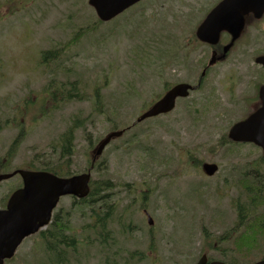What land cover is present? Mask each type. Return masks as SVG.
<instances>
[{
  "label": "rangeland",
  "instance_id": "obj_1",
  "mask_svg": "<svg viewBox=\"0 0 264 264\" xmlns=\"http://www.w3.org/2000/svg\"><path fill=\"white\" fill-rule=\"evenodd\" d=\"M22 1L13 0L15 13H10L8 0H0V159L17 133H24L0 173L25 168L34 154L49 156L75 115L82 128L75 133L71 167L82 172L111 125H130L163 93L164 84L183 79L166 68V56L158 64L153 57L163 50L156 46L170 36L172 13L166 9L179 6L180 0H161L158 6V0H144L102 24L94 23L87 0H31L16 6ZM155 7L162 9L151 12ZM53 51L55 61L42 64V54ZM212 84L219 96L215 86L211 93L191 92L172 112L143 120L111 140L97 160L103 162L101 168L91 171V180L110 178L115 183L105 199L86 205L72 196L60 198L55 211L69 226L66 233L86 237L66 264H193L201 254L203 230L220 234L233 225L232 203L241 195L237 172L252 174L260 150L251 145L217 147L221 133L240 113L222 104L218 80L209 79L206 89ZM52 85L64 92L72 86L85 97L60 101L57 96L52 106ZM93 94L103 114L95 112ZM85 132L93 141L88 150ZM203 161L216 162L218 171L206 176L195 166ZM19 178L16 174L0 182V200L19 185ZM105 204H114L105 225L113 236L108 240L113 244L110 257L92 238L98 230L93 211L108 209L100 206ZM211 215H220L224 226L204 225ZM147 234H154L153 243ZM40 248L36 233L25 238L4 264H49L53 255L47 257Z\"/></svg>",
  "mask_w": 264,
  "mask_h": 264
},
{
  "label": "flooded vegetation",
  "instance_id": "obj_2",
  "mask_svg": "<svg viewBox=\"0 0 264 264\" xmlns=\"http://www.w3.org/2000/svg\"><path fill=\"white\" fill-rule=\"evenodd\" d=\"M160 1L158 0L157 6ZM170 1L165 0L164 4H168ZM220 1L180 0L179 6L167 8L166 10H170L172 13L168 14L170 36L168 40L162 41L160 45L156 46L163 50L161 53L156 52L153 57L158 64L166 56V60H164V64H167L166 68H170V71L175 70L177 75L183 78L169 84L168 89L176 83H187L191 85L190 92L200 90L211 93L215 85L212 84L206 89L209 79L212 82L218 80L223 102L220 97L218 99L232 111L240 113V116L233 120L236 121L248 116L262 103L260 90L264 86V11L260 14L248 12L242 15L241 20H236L230 29H220L217 25L211 27V30L203 31L199 36L197 34L198 27ZM12 3L13 0H8V4ZM161 9V7H155L150 11L156 12ZM128 10L129 8L120 15L125 14ZM151 19L154 21L155 16ZM148 20L150 21V19ZM163 44L166 45L163 47ZM209 61L213 62L209 64ZM166 87L167 84H164L163 93L167 89ZM214 92L217 94L216 86ZM180 99L182 98H176V105ZM6 203L7 199L0 204V208H4ZM55 214L54 210L51 217H54ZM59 217L61 218L60 214ZM153 235L147 234L148 242L151 243L155 238ZM204 235L218 234H202V237ZM222 243L225 242L222 241ZM40 244V249L43 252L48 251L43 237H41ZM222 251V249H217L219 253ZM227 252H223L224 254L222 253L221 256H225ZM207 258L210 261L218 260L217 258L220 257ZM242 261L241 257L235 260L233 257H229L230 264H242ZM226 264L229 263L226 262Z\"/></svg>",
  "mask_w": 264,
  "mask_h": 264
},
{
  "label": "trees",
  "instance_id": "obj_3",
  "mask_svg": "<svg viewBox=\"0 0 264 264\" xmlns=\"http://www.w3.org/2000/svg\"><path fill=\"white\" fill-rule=\"evenodd\" d=\"M96 22L101 23L97 19L94 23ZM55 57L54 51L48 52L45 55L42 54L41 63L50 59L53 61ZM63 90L64 89H54L50 91V97L54 98L52 106H56L57 96L60 98V101H68L74 98L76 100H80L85 97V95H78L79 93H76V88L74 87L65 89V92ZM92 96L94 97L95 112L103 114L104 111L101 108V102L97 101V95L93 94ZM40 112L44 113V110H41ZM104 117L109 120L108 115ZM70 123L71 124L67 126L60 136L58 148L54 145L48 154L49 156L46 155L44 158H38L37 154L32 155V159L27 165L28 167L45 170L59 176H68L75 173L71 167L73 164L72 155L76 153L74 138L76 130L82 128V124H80L81 120H78L77 115L71 119ZM110 129L115 130L114 125H111ZM225 130L221 133V137L219 138L217 144L218 148H226L228 145L235 146V143L227 138ZM23 136V130L17 133L8 148L6 155L0 159V168L4 166V163L5 165L9 163L7 157L11 159L16 151V146L19 144ZM84 136L87 144V147L85 148L88 150V147H93V141L87 132H85ZM89 161L90 160H88L86 166H89ZM101 164H103V162L97 164L95 169L99 171ZM251 172L252 174L244 170H239L237 172L236 186L241 195L238 196L232 203L235 210V220L233 225L230 228L226 227L225 230L218 235H204L202 237V243L204 244L201 245L198 253L206 251L209 253V258L220 257L229 264V257H233V260L241 257L243 258V264L264 257V157L262 155L258 158L256 164L251 168ZM114 185L115 183H113L110 178H100L94 180L90 184L88 196L80 200V202L87 205L88 202L96 203L99 200L105 199ZM113 205L114 204L100 205L103 206V208H108L101 213L93 211L98 230L97 234H94L92 238L98 241L99 251L104 252L108 257L113 254V252L109 249L113 246V244L108 243V240L112 239L113 236L108 234V230H106L105 225L106 219L110 214V210L114 207ZM143 208H145L144 203L141 206V209ZM215 212H213L212 215ZM218 224H223V226L225 224L222 218H220V215L219 218L213 216L210 218L208 224L204 225L209 228H214L218 226ZM66 228H69V226L62 222L59 214L56 213L49 224V227L40 233V237H43L46 241L47 250L49 251L48 254H52L54 256L51 262L48 261L49 264H66V261H69L71 257L73 258V256L76 255L78 245L82 244L86 239L85 236L79 239L76 238L75 234L66 233ZM150 231H152V228ZM202 234L207 233L203 230ZM90 235L91 234H87V236ZM222 241L225 243H222ZM149 247L153 250L151 245H149ZM217 249H222V253H225V251L228 252L225 256H221L222 253L217 252ZM124 264L128 263L125 262Z\"/></svg>",
  "mask_w": 264,
  "mask_h": 264
},
{
  "label": "water",
  "instance_id": "obj_4",
  "mask_svg": "<svg viewBox=\"0 0 264 264\" xmlns=\"http://www.w3.org/2000/svg\"><path fill=\"white\" fill-rule=\"evenodd\" d=\"M137 1L139 0H88V4L93 7L99 19L107 21ZM263 10L264 0H222L208 14L198 29V34L199 30L217 25L220 29H230L236 20H241L242 15L248 12L260 14ZM189 87L184 83L173 86L144 111L137 121L170 111L175 98L186 96ZM260 96L262 106L233 124L228 131V137L237 142H252L262 148L264 155V86L261 87ZM121 133L115 131L106 135L97 145L94 156L100 155L110 139ZM202 168L206 174L212 175L218 167L215 163H203ZM15 174L20 175L22 186L10 194L5 208L0 209V264H3L4 259L12 257L24 237L37 232L49 222L51 211L61 196L84 198L89 192V171L70 177H59L44 170L16 169L11 173H0V181ZM147 219L151 224L150 216ZM195 264L225 263L219 260L207 262L206 256L202 255ZM252 264H264V259Z\"/></svg>",
  "mask_w": 264,
  "mask_h": 264
}]
</instances>
